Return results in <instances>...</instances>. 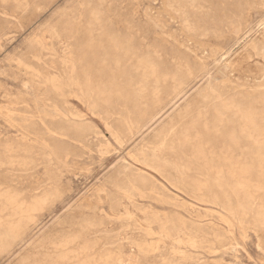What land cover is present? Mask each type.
<instances>
[{
	"label": "rangeland",
	"instance_id": "374dc122",
	"mask_svg": "<svg viewBox=\"0 0 264 264\" xmlns=\"http://www.w3.org/2000/svg\"><path fill=\"white\" fill-rule=\"evenodd\" d=\"M14 1L0 0V264H264V134L222 153L240 114H214L234 101L264 128V0ZM110 33L136 56L102 55Z\"/></svg>",
	"mask_w": 264,
	"mask_h": 264
},
{
	"label": "bare ground",
	"instance_id": "6f19581e",
	"mask_svg": "<svg viewBox=\"0 0 264 264\" xmlns=\"http://www.w3.org/2000/svg\"><path fill=\"white\" fill-rule=\"evenodd\" d=\"M16 1V0H15ZM14 1V2H15ZM21 1V0H20ZM207 1V0H206ZM24 2V1H23ZM190 2V1H189ZM16 3H18L19 4V2H17L16 1ZM206 3V2H205ZM90 4V3H89ZM241 4V3H240ZM257 4V3H256ZM238 5V4H237ZM22 7V6H21ZM148 10V9H147ZM163 11V10H162ZM81 12V11H80ZM145 13H147V12H145ZM95 15H97V14H95ZM150 16V15H149ZM151 17V16H150ZM167 17V16H166ZM77 18H79V17H77ZM241 18V17H240ZM80 19V18H79ZM96 19V18H95ZM161 19V18H160ZM159 19V20H160ZM170 19V18H169ZM3 20V19H2ZM164 20V19H163ZM176 20V19H175ZM83 21V20H82ZM98 21V20H97ZM78 22V21H77ZM89 22H91V21H89ZM153 22V21H152ZM155 22V21H154ZM2 23V22H1ZM110 23V22H109ZM157 23V22H156ZM81 24V23H80ZM166 24V23H165ZM186 24H188V23H186ZM3 25V24H2ZM76 25V24H75ZM93 25V24H92ZM156 26V25H155ZM161 26V25H160ZM159 26V27H160ZM187 26H189V25H187ZM76 27V26H75ZM140 27V26H139ZM154 27V26H153ZM162 27H164V26H162ZM185 28V27H184ZM103 29V28H102ZM161 29V28H160ZM238 29V28H237ZM54 30V29H53ZM159 30V29H158ZM183 30V29H182ZM186 30V29H185ZM6 31V30H5ZM62 31V30H61ZM73 31V30H72ZM127 31V30H126ZM126 31H125V33H123V34H127L126 33ZM129 31V30H128ZM240 31V30H239ZM186 32V31H185ZM8 33V32H7ZM59 33H60V31H59ZM67 33V32H66ZM70 33V32H69ZM96 33V32H95ZM132 33V32H131ZM130 33V34H131ZM198 33V32H197ZM226 33V32H225ZM113 34H115V33H113ZM137 34V33H136ZM70 35V34H69ZM81 35V34H80ZM118 35V34H117ZM129 35V34H128ZM132 36V35H131ZM127 37V36H126ZM130 36H128V39H122V38H120V36L118 37V36H114V35H112V33H110L109 35L107 34V37H105V43L102 45V43H101V45H102V47H101V49H102V51H101V54L103 55L104 53H105V51H107L106 52V54H107V56L109 57V59L111 60V61H113L114 62V64H115V66H117L118 64H120V62L125 58V57H127V56H133V57H135L136 56V53H138V49H136V47H135V43H134V40H131L130 38H129ZM233 37V36H232ZM93 38V37H92ZM156 38V37H155ZM195 38H196V36H195ZM201 38V37H200ZM78 39V38H77ZM203 39V38H202ZM71 40V39H70ZM74 40H75V38H74ZM104 41V40H103ZM155 41V40H154ZM263 41V40H262ZM87 42V41H86ZM80 43V42H79ZM89 43V42H88ZM215 43V42H214ZM259 43V42H258ZM68 44V43H67ZM84 44V43H83ZM100 45V46H101ZM220 45V44H219ZM85 46V45H84ZM195 46V45H194ZM83 48H85V47H83ZM140 48V47H139ZM86 49V48H85ZM90 49V48H89ZM199 49V48H198ZM212 49V48H211ZM74 50H76V49H74ZM82 50V49H81ZM140 50V49H139ZM190 50V49H189ZM194 50V49H193ZM137 51V52H136ZM201 51V50H200ZM247 51V50H246ZM261 51H263V50H261ZM74 52V51H73ZM141 53V52H140ZM139 53V54H140ZM178 53V52H177ZM138 54V55H139ZM191 54V53H190ZM141 55V54H140ZM145 55L146 54H144V57H145ZM35 56V55H34ZM69 56V55H68ZM253 56H255L254 54H253ZM262 56V55H261ZM71 57V56H70ZM132 57V58H133ZM249 57V56H248ZM145 59V58H144ZM143 59V60H144ZM148 60H150V59H147L146 58V60L145 61H147V62H145L143 65H142V68L144 69V71H147L148 72V74H150V76H155L156 75V69H155V67H154V65L153 64H151V62L150 61H148ZM151 60H153V59H151ZM138 61V60H137ZM140 61H142V59H140ZM182 61V60H181ZM186 61V60H185ZM199 61V60H198ZM19 62V61H18ZM143 62V61H142ZM176 62V61H175ZM140 63V62H139ZM32 64V63H31ZM142 64V63H141ZM191 64H193V63H191ZM15 65V64H14ZM203 65V64H202ZM19 66V65H18ZM177 67V66H176ZM139 68H141V66H139ZM193 69V68H192ZM191 69V70H192ZM12 71V70H11ZM158 71V70H157ZM15 72V71H14ZM177 72V71H176ZM3 73H4V71H3ZM17 73V72H16ZM114 73V72H113ZM146 73V72H145ZM26 74V73H25ZM141 74H142V72H141ZM159 74H162V73H158L157 75H159ZM22 75V74H21ZM177 75V74H176ZM188 75V74H187ZM87 76V75H86ZM160 76V75H159ZM162 76H164V75H162ZM175 76V75H174ZM178 76V75H177ZM198 76V75H197ZM148 77H149V75H148ZM76 78V77H75ZM165 78V77H164ZM169 78V77H168ZM173 78V77H172ZM175 78V77H174ZM174 78H173V80H174ZM112 79L113 78H109L108 79V82L109 83H111V82H113L112 81ZM142 79V78H141ZM150 79V78H149ZM175 79H177V77L175 78ZM179 79H181V78H179ZM179 79H177V80H179ZM8 80H10V79H8ZM64 80V79H63ZM78 80V79H77ZM91 80V79H90ZM144 80V79H143ZM165 80H167V78L165 79ZM164 80V81H165ZM94 81V80H93ZM98 81V80H97ZM101 81V80H100ZM96 82V81H95ZM141 82H143V81H141ZM27 83V82H26ZM174 83V82H173ZM179 83V82H178ZM182 83V82H181ZM180 83V84H181ZM263 83V82H262ZM49 84V83H48ZM154 84V83H153ZM145 85V84H144ZM183 85V84H182ZM214 85V84H213ZM261 85V84H260ZM221 86V85H220ZM229 86V85H228ZM257 86V85H256ZM259 86V85H258ZM27 87V86H26ZM178 87H180V86H178ZM262 87V86H261ZM8 88V87H7ZM28 88V87H27ZM87 88V87H86ZM76 89V88H75ZM154 89V88H153ZM173 89V88H172ZM142 90H144V89H142ZM140 91V90H139ZM152 91V90H151ZM205 92V91H204ZM139 93V92H138ZM167 93V92H166ZM177 93V92H176ZM220 93V92H219ZM144 94V93H143ZM160 94V93H159ZM197 94V93H196ZM221 94V93H220ZM261 94V93H260ZM34 95V94H33ZM174 95V94H173ZM192 95V94H191ZM210 95V94H209ZM244 95V94H243ZM240 96H241V94H240ZM253 96V95H252ZM101 97V96H100ZM147 97V96H146ZM150 97V96H149ZM218 97V96H217ZM224 97V96H223ZM192 98V97H191ZM219 98V97H218ZM205 99V98H204ZM222 99V98H221ZM46 100V99H45ZM139 100V99H138ZM143 100V99H142ZM210 101V100H209ZM251 101V100H250ZM264 101V100H263ZM155 102V101H154ZM48 103V102H47ZM99 103V102H98ZM134 103V102H133ZM211 103V102H210ZM237 104V103H236ZM254 104V103H253ZM36 105V104H35ZM209 105V104H208ZM216 105V107H215V110H214V114H215V118L218 120V121H223L224 119H226V113L229 111V110H234L235 111V113H238V114H240V119H238L240 122H239V124L237 125V127L235 128V130H233V131H231L230 133V135H228L226 138H227V140H228V144L226 145L227 146V148H226V151H222V153H228V151H230V152H238L239 153V157H242L243 155H244V149L247 147L245 144H244V142L245 141H247L251 136H252V134L253 133H255L257 130L261 133V134H264V128H260L259 126H257V123H256V113H255V111H253L252 109H245L246 111H243L241 108H239L238 106H236L235 104H234V101H227V100H222V101H220V102H218V103H216L215 104ZM104 106V105H103ZM138 106V105H137ZM243 106V105H242ZM93 107V106H92ZM241 107V106H240ZM102 108V107H101ZM145 108V107H144ZM243 108H244V106H243ZM257 108V107H256ZM17 109V108H16ZM62 109V108H61ZM94 109V108H93ZM96 109V108H95ZM94 109V110H95ZM200 109H202V112H204L205 111V105H202V106H200L199 107V110ZM37 110V109H36ZM93 110V111H94ZM100 110V109H99ZM108 110V109H107ZM111 110V109H110ZM259 110H260V108H259ZM4 111V110H3ZM106 111V110H105ZM112 111V110H111ZM257 111V110H256ZM50 112V111H49ZM64 112V111H63ZM260 112V111H259ZM140 113V112H139ZM207 113V112H206ZM210 113V112H209ZM16 114V113H15ZM105 114V113H104ZM199 114H201V112H199L197 115H199ZM26 115V114H25ZM138 115V114H137ZM203 115V114H202ZM205 115V114H204ZM207 115V114H206ZM13 116V115H12ZM31 116V115H30ZM198 117V116H197ZM204 117V116H203ZM29 118V117H28ZM134 118V117H133ZM140 118V117H139ZM74 119H75V117H74ZM35 120V119H34ZM58 120V119H57ZM66 120V119H65ZM198 120V119H197ZM203 120H207V119H203ZM235 120V119H234ZM48 121V120H47ZM60 121V120H59ZM117 121H119V120H117ZM129 121V120H128ZM258 121V120H257ZM53 122V121H52ZM206 122V121H205ZM237 122V121H236ZM235 122V123H236ZM259 122V121H258ZM39 123V122H38ZM68 123V122H67ZM41 124V123H40ZM45 124V123H44ZM71 124V123H70ZM64 125V124H63ZM115 125V124H114ZM117 125V124H116ZM120 125V124H119ZM219 125V124H218ZM231 125V124H230ZM40 126H42V124L40 125ZM204 126V125H203ZM50 127V126H49ZM72 127V126H71ZM74 127V126H73ZM41 128V127H40ZM63 128V127H62ZM39 130V129H38ZM78 130V129H77ZM85 130V129H84ZM208 130L210 131V129H209V126H208ZM27 131V130H26ZM70 131V130H69ZM51 132V131H50ZM58 132V131H57ZM62 132V131H61ZM73 132V131H72ZM214 132V131H213ZM80 133V132H79ZM211 133V132H210ZM219 133V132H218ZM60 134V133H59ZM88 134V133H87ZM52 135V134H51ZM63 135V134H62ZM77 135V134H76ZM115 135V134H114ZM211 135V134H210ZM216 135V134H215ZM260 135V134H259ZM15 137V136H14ZM31 137V136H30ZM51 137V136H50ZM55 137V136H54ZM82 137V136H81ZM253 137V136H252ZM251 137V138H252ZM68 138V137H67ZM257 139V138H256ZM36 140V139H35ZM250 140V139H249ZM7 141H9V140H7ZM59 141V140H58ZM89 142V141H88ZM255 142V141H254ZM31 143H32V141H31ZM256 144H258V142H255ZM1 144V143H0ZM29 144V143H28ZM6 145V144H5ZM22 145V144H21ZM261 145L262 146H260V149H258L255 153H254V155H255V157L257 158V159H259L260 161L262 160V158H263V153H262V151H261V148H263L264 149V141L263 142H261ZM1 146H3V145H1ZM24 146V145H23ZM28 146V145H27ZM60 146V145H59ZM259 146V145H258ZM6 147V146H5ZM10 147V146H9ZM22 147V146H21ZM58 147V146H57ZM56 148V147H55ZM1 149H3V148H1ZM9 149V148H8ZM12 149V148H11ZM10 149V150H11ZM68 149V148H67ZM101 149H103V148H101ZM13 150L14 149H12V151H10V152H13ZM60 150V149H59ZM66 150V149H65ZM85 150V149H84ZM100 150V149H99ZM1 151V150H0ZM4 151V150H3ZM63 151V150H62ZM89 151V150H88ZM5 152V151H4ZM172 152V151H171ZM198 152V151H197ZM216 152V151H215ZM215 152H213V153H215ZM6 153V152H5ZM9 153V152H8ZM23 153V152H22ZM67 153V152H66ZM65 153V154H66ZM74 153V152H73ZM217 153V152H216ZM20 154V153H19ZM35 154V153H34ZM39 154V153H38ZM215 155V154H214ZM26 156V155H25ZM33 156V155H32ZM31 156V157H32ZM78 156H79V154H78ZM144 156V155H143ZM19 158V157H18ZM21 158V157H20ZM51 159V158H50ZM66 159V158H65ZM143 159V158H142ZM149 159V158H148ZM188 159V158H187ZM219 159V158H218ZM2 160V159H1ZM20 160V159H19ZM24 160V159H23ZM78 160V159H77ZM146 160V159H145ZM30 161H32V160H30ZM49 161V160H48ZM71 161V160H70ZM249 161V160H248ZM20 162V161H19ZM25 162V161H24ZM219 162V161H218ZM22 163V162H21ZM20 163V164H21ZM221 163V162H220ZM49 164H50V161H49ZM22 165V164H21ZM27 165V164H26ZM35 165V164H34ZM223 165V164H222ZM32 166H33V164H32ZM177 166V165H176ZM221 166V165H220ZM22 168V167H21ZM44 168V167H43ZM235 168V167H234ZM10 169V168H9ZM27 169V168H26ZM161 169V168H160ZM211 169V168H210ZM220 169H223L222 167L220 168ZM24 170V169H23ZM22 170V171H23ZM224 170V169H223ZM5 171V170H4ZM14 171V170H13ZM166 173V172H165ZM224 173V172H223ZM57 174V173H56ZM225 174V173H224ZM230 174H232V173H230ZM231 176V175H230ZM60 177V176H59ZM225 177V176H224ZM121 178V177H120ZM218 178V177H217ZM136 179H138V178H136ZM219 179H221V178H219ZM223 180H225L226 181V179H223ZM116 182V181H115ZM198 182V181H197ZM126 183V182H125ZM136 183V182H135ZM146 183V182H145ZM214 183V182H213ZM227 183V182H226ZM128 184V183H127ZM61 185V184H60ZM146 185V184H145ZM233 185H234V183H233ZM136 187V186H135ZM221 187V186H220ZM237 187V186H236ZM236 187H235V189H236ZM240 187V186H239ZM114 188V187H113ZM144 188V187H143ZM190 188V187H189ZM242 188V187H241ZM238 189V188H237ZM262 189V188H261ZM264 189V188H263ZM125 190V189H124ZM127 190V189H126ZM239 190V189H238ZM3 191V190H2ZM153 191V190H152ZM4 192H5V190H4ZM3 192V193H4ZM10 192V191H9ZM13 192V191H12ZM61 192V191H60ZM264 192V191H263ZM120 193V192H119ZM128 193V192H127ZM132 193V192H131ZM125 194V193H124ZM136 194V193H135ZM246 194V193H245ZM12 195V194H11ZM47 195V194H46ZM123 195V194H122ZM3 196V195H2ZM6 196V195H5ZM16 196V195H15ZM14 196V197H15ZM41 196V195H40ZM44 196V195H43ZM55 196V195H54ZM133 196V195H132ZM131 196V197H132ZM12 197V196H11ZM145 197V196H144ZM155 197V196H154ZM247 198H249V196H246ZM7 198V197H6ZM9 198H10V196H9ZM42 198V197H41ZM141 198V197H140ZM17 199V198H16ZM178 199V198H177ZM3 200V199H2ZM14 200V199H13ZM237 200V199H236ZM34 201V200H33ZM131 201V200H130ZM217 201V200H216ZM215 201V202H216ZM6 202V201H5ZM10 202V201H9ZM8 203V202H7ZM14 203V202H13ZM12 203V204H13ZM44 203V202H43ZM227 203H229V202H227ZM6 204V203H5ZM42 204V203H41ZM19 205V204H18ZM39 205H40V202L39 201H34V203L33 204H31L30 205V208H32V209H34V208H36V207H39ZM234 205V204H233ZM27 206V205H26ZM225 206V205H224ZM227 206V205H226ZM20 207V206H19ZM8 208V207H7ZM226 208V207H225ZM14 209V208H13ZM12 209V210H13ZM29 209V208H28ZM37 209V208H36ZM41 208H39V210H40ZM25 210V209H24ZM23 210V211H24ZM35 210V209H34ZM33 210V211H34ZM22 210H20L19 209V213H22L21 212ZM32 211V210H31ZM37 211V210H36ZM89 211V210H88ZM25 212V211H24ZM30 212V211H29ZM29 212H28V214H29ZM35 212V211H34ZM40 212H41V210H40ZM124 212V211H123ZM27 213V212H26ZM32 213V212H31ZM38 213V212H37ZM89 214V213H88ZM103 214V213H102ZM250 214V213H249ZM33 215V214H32ZM254 215V214H253ZM27 216V215H26ZM187 216V215H186ZM221 216V215H220ZM264 216V215H263ZM117 218V217H116ZM253 218V217H252ZM18 219V218H17ZM25 219V218H24ZM32 219V218H31ZM30 219V220H31ZM34 219V218H33ZM74 219V218H73ZM112 219V218H111ZM131 219V218H130ZM256 219V218H255ZM222 220V219H221ZM264 220V219H263ZM28 221V220H27ZM34 221V220H33ZM17 222V221H16ZM124 222V221H123ZM173 222V221H172ZM263 222V221H262ZM23 223V222H22ZM28 223H29V221H28ZM88 223V222H87ZM126 223V222H125ZM120 224V223H119ZM225 224V223H224ZM226 225V224H225ZM124 226V225H123ZM182 226V225H181ZM88 227V226H87ZM11 228H13V227H11ZM95 229V228H94ZM211 229V228H210ZM13 230H14V228H13ZM166 230V229H165ZM193 230H194V228H193ZM209 230V229H208ZM12 231V230H11ZM171 231V230H170ZM175 232V231H174ZM240 232H241V230H240ZM18 233V232H17ZM155 233V232H154ZM94 234V233H93ZM120 234V233H119ZM156 234V233H155ZM175 234V233H174ZM158 236V235H157ZM164 236V235H163ZM168 237V236H167ZM184 237V236H183ZM188 237V236H187ZM225 237V236H224ZM18 238V237H17ZM182 238V237H181ZM197 238V237H196ZM16 239V238H15ZM84 239V238H83ZM148 239V238H147ZM12 240V239H11ZM66 240V239H65ZM75 240V239H74ZM73 240V241H74ZM162 240V239H161ZM193 240V239H192ZM191 240V241H192ZM202 240V239H201ZM228 240V239H227ZM125 241V240H124ZM143 241V240H142ZM176 241V240H175ZM147 242V241H146ZM207 242V241H206ZM73 242L71 241V239L70 240H66V241H62L61 240V242L58 244V248L59 247H64V248H66V246H68V245H71ZM93 244V243H92ZM135 244V243H134ZM158 244V243H157ZM205 245V244H204ZM49 246V245H48ZM210 246V245H209ZM122 247V246H121ZM148 247V246H147ZM178 247V246H177ZM211 247V246H210ZM167 248V247H166ZM176 248V247H175ZM217 248V247H216ZM62 249V248H61ZM67 249V248H66ZM124 250V249H123ZM172 250V249H171ZM223 250V249H222ZM61 251V250H60ZM173 251V250H172ZM213 252V251H212ZM69 253V252H68ZM172 253V252H171ZM43 254V253H42ZM83 254V253H82ZM65 255V254H64ZM173 255V254H172ZM182 255V254H181ZM70 256V255H69ZM110 256V255H109ZM77 257V256H76ZM143 257V256H142ZM202 257V256H201ZM54 258V257H53ZM104 258V257H103ZM58 259V258H57ZM171 259V258H170ZM200 259V258H199ZM162 260V259H161ZM185 261V260H184ZM164 262V261H163ZM194 262V261H193ZM196 262V261H195ZM107 263V262H106ZM138 263V262H137Z\"/></svg>",
	"mask_w": 264,
	"mask_h": 264
}]
</instances>
